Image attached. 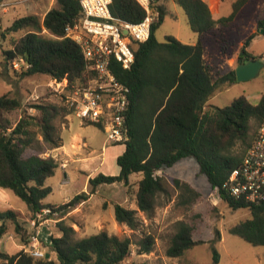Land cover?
Instances as JSON below:
<instances>
[{
	"label": "trees",
	"instance_id": "trees-1",
	"mask_svg": "<svg viewBox=\"0 0 264 264\" xmlns=\"http://www.w3.org/2000/svg\"><path fill=\"white\" fill-rule=\"evenodd\" d=\"M167 1L152 2L158 16L148 41H132L135 62L131 68L124 69L117 62L111 66L117 79L130 89L125 114L127 140L116 144L124 146V152L116 160L119 173H100L90 178L89 190L66 204H46L45 200L53 193L46 181L60 165L54 157L44 154L62 147V128L72 114L65 105L66 93H62L60 102L43 99L28 105L14 126L6 115L21 110L22 103L6 94L0 97V188L19 197L31 219L45 208L60 211L62 217L86 202L99 186L123 183L129 192L130 177L142 174L137 182L135 202L137 210L151 219L163 200L172 201L171 187L178 192L179 207L189 209L202 198L188 182L174 179L171 186L158 175L164 167L193 158L230 209L250 212V219L230 227L229 233L253 246L264 247V204L247 203L223 189L232 172L241 166L258 128L264 123V94L257 104L241 96L223 108L207 105L219 84L233 85L238 81L235 69L214 80L213 67L204 57L206 35L219 26H229L249 0H237L232 14L221 19L213 17L203 0H175L198 36L195 44H184L174 36H168L165 42L157 40L156 33L168 15ZM56 4L43 19L35 15L20 17L1 33L2 36L23 33L12 42V49L4 52L5 63L22 60L23 78L39 75L49 81L65 82L67 89L85 86L92 74L79 45L67 37V28L78 25L82 18L79 0H56ZM110 10L113 17L132 24L140 23L146 16L136 0H112ZM259 27L264 30V18L259 21ZM242 52L239 62L263 59L250 54L245 47ZM29 110H35L37 115ZM92 126L103 130L100 125ZM137 210L115 204V219L136 231L141 226ZM21 218L23 214L14 209L0 210V241L10 232L12 224L22 245L29 243L32 233L21 224ZM58 228L59 236L49 231L47 237L42 235V244L57 254L56 260L49 253L38 259L24 250L16 254L0 251V264H123L132 254L133 241L129 237L101 231L78 238L75 229L64 221L58 223ZM193 234V225L178 222L167 256L181 258L192 250L198 244ZM154 244V237L146 235L137 243L138 254H150ZM212 249L213 264H219V251L214 244Z\"/></svg>",
	"mask_w": 264,
	"mask_h": 264
},
{
	"label": "rangeland",
	"instance_id": "rangeland-1",
	"mask_svg": "<svg viewBox=\"0 0 264 264\" xmlns=\"http://www.w3.org/2000/svg\"><path fill=\"white\" fill-rule=\"evenodd\" d=\"M236 1L221 0V7L215 13L214 18L229 17ZM0 2L8 5L0 21V97L10 94L11 97L18 98L22 103L21 110L6 115L14 126L28 105L43 99L60 102L62 93L58 92V86L54 84V81H49L43 76L21 77L23 65L18 69L14 68L12 63L6 65L4 52L12 49V42L20 38L23 33L6 34L5 36H2L1 33H4L20 17L35 15L43 19L45 12L57 7V4L56 0H44V2L41 0H0ZM165 5L168 15L156 33L157 40L165 42L168 36H174L185 43L197 42L198 36L189 27L185 11L175 0H168ZM263 18L264 0H249L229 26H219L214 32L206 35L204 39L205 61L213 67L214 80H218L238 66V58L243 54V47L252 55L264 57V30L259 27V21ZM263 94L264 69L252 80L237 82L233 85L219 84L207 105L223 108L241 96H245L257 104ZM29 113L37 115L35 110H29ZM70 119L73 122V132L77 128L79 120L74 117H70ZM67 123L68 120L64 123L62 130ZM255 128L253 123L252 131ZM79 132L81 134L78 139L82 142L80 150L77 151L84 152L82 143L85 141L86 147L91 149L92 154L89 160H84L76 166L85 170L86 173H94L96 176L102 173L100 171L102 161H106L110 167L115 169L116 159L124 152V146L108 145L106 132L95 126H86ZM62 138L68 147L70 134L67 131L63 134L62 131ZM44 155H51L58 161L61 160L54 150H48ZM82 157L84 158V156ZM158 175L166 178L171 186L174 179L188 182L202 194V198L189 209L179 207L176 203L178 192L171 187L172 201L165 203L163 200L154 216L147 219L142 212L137 210L135 202L137 182L143 176L134 174L130 177L129 192L123 183L101 185L91 200L71 209L55 223L44 226L41 236L45 237L46 235L47 237L48 231L54 236H59L58 223L64 221L75 229L78 238L96 235L101 231L120 238H131L133 241L132 254L123 264H213V244L220 254L219 264H264V247L253 246L229 233L230 227L250 219V212L246 209L235 211L230 209L219 198L218 192L212 188L206 176L200 172V167L195 159H183L172 167H164L158 172ZM68 177L71 178L69 184H62L64 176L61 166H59L55 175L46 181V185L53 189V193L46 199L47 203L62 205L67 197L89 190L88 185L87 189L83 190L86 176L82 171H72ZM115 204L137 210V216L141 221L138 230H131L116 221ZM7 209H14L22 213L24 218L19 221L30 234L33 232L26 204L12 191L0 188V210ZM180 221L193 225V238L198 244L192 250L187 251L183 257L171 258L167 256V249L172 237L177 232V223ZM146 235H152L155 239L153 251L148 255H139L137 243ZM30 242L29 240L27 245H22L20 236L17 235L14 226L10 224V232L0 241V251L8 254H16L20 250L28 252L32 247ZM40 250L45 254L49 253L51 259H57V254L43 244Z\"/></svg>",
	"mask_w": 264,
	"mask_h": 264
},
{
	"label": "built area",
	"instance_id": "built-area-1",
	"mask_svg": "<svg viewBox=\"0 0 264 264\" xmlns=\"http://www.w3.org/2000/svg\"><path fill=\"white\" fill-rule=\"evenodd\" d=\"M153 1L136 0L146 11V16L140 23L132 24L113 17L112 0H79L82 18L78 25L67 28V37L79 45L92 77L87 85L72 86L71 89H67L65 82L54 81V84L58 86V92L66 93L65 105L72 112L70 116L86 125L102 126L108 145L127 140L125 114L130 94V89L117 79L111 66L117 62L124 69H130L134 64L132 41H148L158 16L152 8ZM7 7L6 3L0 2V21ZM12 65L18 69L23 61L16 59ZM223 189L247 203L264 204V123L258 128L241 166L232 172ZM60 217V211L45 208L31 219L32 247L28 253L32 257H45V252L40 250L42 229Z\"/></svg>",
	"mask_w": 264,
	"mask_h": 264
},
{
	"label": "crops",
	"instance_id": "crops-1",
	"mask_svg": "<svg viewBox=\"0 0 264 264\" xmlns=\"http://www.w3.org/2000/svg\"><path fill=\"white\" fill-rule=\"evenodd\" d=\"M41 1L44 2V0H41ZM203 1H205L209 5V8H210V10H211V12L213 14V17H214L215 13H217V11H219V9L221 7V0H203ZM49 10L50 9H48L47 12ZM47 12H45L43 18L45 17ZM177 39L179 41H181L179 38H177ZM197 40H198V38H197ZM181 42L184 43V44H195L196 43V42L185 43L183 41H181ZM205 53H206V47H205ZM70 117H72V116H68V118H67L68 123L66 124V126L63 129V134H64L65 131H67L70 134L69 146L67 147V145L65 144L64 139L62 138L63 139L62 147H60V148H58V149H56L54 151L56 152V155H58V157L61 158L60 161H58L57 159L56 160L59 162V165L61 166L62 174L64 176V179L62 180V184H65V185L69 184V181H70L71 178L68 177V174L70 172H72V171L73 172H77V170H78L80 172L82 171V173H84L85 176H86V178L84 180V187H83V190H86L87 189L86 186L88 185L89 179L95 177L96 175L94 173H86L85 170H83L82 168H78V166H76V164L81 163L84 160L85 161L89 160L91 158L90 155L92 154L91 149L89 147H86V142L85 141L82 143V147L84 148V152L81 153V152L77 151V150H80L81 142H82V141H80L78 139V136L81 134L79 132V130L83 129L86 126H92V125H84L78 119L79 120V124H77V128H75L73 130V132H72L73 122L70 119ZM82 156H84V158ZM101 167H102V169H100V171L103 174H105V175H117L119 173V169H118L117 166L115 167V169H113L112 167H110V165L107 164L106 161L105 162H103V161L101 162ZM78 194H80V193H78ZM78 194H76V195H78ZM75 196L67 197L65 199V201L63 202V204L68 203ZM91 197H93V195ZM91 197L87 201L91 200ZM45 203L49 204V203L46 202V200H45ZM53 205L58 206L59 204H53ZM43 232L44 231H42V234H43Z\"/></svg>",
	"mask_w": 264,
	"mask_h": 264
},
{
	"label": "water",
	"instance_id": "water-1",
	"mask_svg": "<svg viewBox=\"0 0 264 264\" xmlns=\"http://www.w3.org/2000/svg\"><path fill=\"white\" fill-rule=\"evenodd\" d=\"M127 34V31H124ZM243 55V54H241ZM264 69V62L260 60H249L247 62H241L235 68L236 77L238 82H245L254 79L261 70Z\"/></svg>",
	"mask_w": 264,
	"mask_h": 264
},
{
	"label": "flooded vegetation",
	"instance_id": "flooded-vegetation-1",
	"mask_svg": "<svg viewBox=\"0 0 264 264\" xmlns=\"http://www.w3.org/2000/svg\"><path fill=\"white\" fill-rule=\"evenodd\" d=\"M241 56H243V55H241ZM249 61V60H248ZM247 62V61H246ZM239 63H241V62H239Z\"/></svg>",
	"mask_w": 264,
	"mask_h": 264
}]
</instances>
